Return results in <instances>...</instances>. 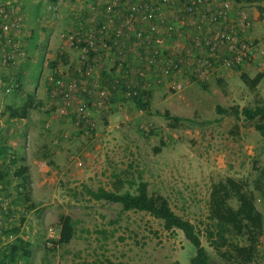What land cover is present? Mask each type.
<instances>
[{
    "label": "rangeland",
    "instance_id": "374dc122",
    "mask_svg": "<svg viewBox=\"0 0 264 264\" xmlns=\"http://www.w3.org/2000/svg\"><path fill=\"white\" fill-rule=\"evenodd\" d=\"M6 1L20 5L18 0ZM232 1L248 10L264 6V0ZM253 33L264 34V26H257ZM23 34L22 29L15 33L20 47ZM27 37L23 38L26 43L30 41ZM66 37H61L63 43ZM80 46L79 42L67 43L71 50L64 51L56 37L48 57L38 58L46 66L42 70L43 90L33 97L27 111L32 127L9 124V106L19 107L25 101H19L14 93L17 98L11 103L8 94L17 90H5L9 82L5 76L13 74L8 72L9 65L0 66V121L6 128L2 134L4 125L0 123V144L5 135L8 137L7 152L0 151V169L6 170V178H10L16 165L14 156L36 159L32 164L33 179L29 177L28 200L17 198L16 178L9 179L8 187L4 180L0 183V250L20 237L30 242L28 264H189L195 247L181 230H166L160 219L147 212L124 211L120 204L96 200L88 192L98 187L134 192L143 179L148 182L150 193L166 196L175 213L196 225L212 264H239L235 258L223 257L212 248L203 228L208 220L207 203L213 181L231 175L245 180L253 189L257 176L263 177L260 173L264 166V137L255 129V120L234 110L264 105V77L254 88L240 77L244 72L250 77L264 72V62L260 67L246 66L209 77L204 86L179 75L177 81L183 83L179 91L168 89L165 83L155 84L147 77L144 84L151 95L146 110L138 109L121 94V89L113 94L114 82L123 75L121 64L95 65L91 71H97V76L91 82V90L86 91L88 98L80 95L87 83L76 79L77 100L88 102L95 110L96 125L90 134L92 129L81 124L73 113H57L61 98L50 94L52 66L57 63L64 71L69 70V55L75 53L78 57L73 58L80 63ZM21 50L26 52L27 45ZM138 51L134 48L126 60L130 62L129 80L135 83L140 65ZM123 56L119 54L118 62L125 63ZM102 70L111 78L102 76ZM101 89L106 93L103 97L98 94V98ZM217 105L230 113L217 111ZM165 111L183 119L167 118ZM155 147L159 150L155 151ZM5 187L7 192L2 190ZM255 195L256 206L264 216V197L257 191ZM61 215H69L74 221V236L66 244L56 242ZM14 228L19 231L12 233ZM11 233L16 237L9 238ZM248 264H264V225L257 253Z\"/></svg>",
    "mask_w": 264,
    "mask_h": 264
},
{
    "label": "built area",
    "instance_id": "2783aa9c",
    "mask_svg": "<svg viewBox=\"0 0 264 264\" xmlns=\"http://www.w3.org/2000/svg\"><path fill=\"white\" fill-rule=\"evenodd\" d=\"M94 6L101 7L111 19L122 18L114 34L121 37L129 31L134 44L140 48L137 76L149 77L156 84L165 83L173 91L183 87L177 81L179 75L205 82L209 77L246 66L260 67L264 62V34L253 33L257 26H264V6L248 10L232 0H94ZM23 18L19 5L0 0V66L16 62L23 54L19 41L14 40ZM192 18L196 21L192 22ZM107 29L108 24H103L83 32H71L66 43L79 42V60L88 63L90 58L97 59L100 51L110 49ZM120 48L116 46L117 53L124 55ZM92 50L97 54L90 55ZM51 81L50 94L58 95L62 103L56 108L57 113L63 115L71 110L88 128H94V110L86 102L77 100L76 80L68 79L64 69L56 65ZM127 87L132 86L127 84ZM10 89L5 86V90ZM105 93L102 89L97 95L103 97Z\"/></svg>",
    "mask_w": 264,
    "mask_h": 264
},
{
    "label": "trees",
    "instance_id": "16d2710c",
    "mask_svg": "<svg viewBox=\"0 0 264 264\" xmlns=\"http://www.w3.org/2000/svg\"><path fill=\"white\" fill-rule=\"evenodd\" d=\"M20 49L22 48L20 47ZM89 54L95 55L97 52L92 50ZM125 63L122 61L116 63V66L121 64L123 75L119 76L120 78H118V80L116 79L114 82L115 89L112 88V92L114 94L115 91H120L121 89V94L133 101L138 109L146 110L149 107V99L151 95V90L146 88L144 84V79L146 80L147 78H140L137 76L138 79L136 80V83L129 80L131 79L130 68L126 66ZM127 63L129 64L130 62ZM79 64L85 71L82 77L85 79V77L88 76L84 75H87L89 68H93L96 65V62L90 58L88 63H82L80 61ZM56 65L57 63L52 66V73ZM102 73L104 76L108 74L104 71H102ZM240 77L250 88H254L262 77H264V72L258 71L253 77H250L244 72ZM107 78H111L110 74ZM76 82L77 85H79L77 80ZM198 83L202 86L205 85L204 82ZM127 84H130L132 87L128 88ZM7 86L11 89L15 88L16 90H19L20 84L16 78H12L9 80ZM92 87L93 86H91V88ZM51 88L52 81L50 90ZM129 89L130 93L128 94L127 92ZM132 90H135L136 93H132ZM96 96L98 97V95ZM32 99V97L27 98L23 105L19 107L9 106V116L12 118H24L31 107L29 101L32 103ZM61 104L62 103H59L58 106ZM216 109L219 112L230 113L229 109L223 108L219 105L216 106ZM234 112L236 114L241 113L248 120H255L253 124L255 129L260 132L262 137H264V105H256L253 108L243 107L240 110L235 109ZM69 113H73V111L70 110ZM72 115L76 117L74 113ZM164 116L171 118L174 121L183 119L179 116H170L168 111L164 112ZM79 121L81 124L84 123V120L82 119ZM85 125L88 127L86 123ZM94 128H92L90 134H92ZM158 150L159 147H155V151ZM0 151L4 153L7 152L6 147L2 144H0ZM14 162L16 163V160H13V163ZM261 170L262 173L260 174L263 175V177L261 178L260 176H257L254 181L255 186L253 189L249 187L245 180L231 175L219 178L213 181L210 185L206 216L208 220L204 225L203 231L207 237L208 244L212 248L219 252L223 257L235 258L239 264H248L253 260L258 250L259 238L263 234L264 216L257 208L255 202V191H257L260 196L264 197V166ZM8 174L9 173L6 170L0 169V183ZM14 175L20 179L17 188V198L24 199L25 201L28 200L30 188L29 176L26 174V167L19 166L15 169ZM88 192L90 196L96 200H105L120 204L121 209L124 211L137 210L147 212L153 217L160 219L163 228L166 230H181L184 237L195 247V253L190 258L189 264H212L210 254L206 247L201 243L200 230H198L196 225L190 220L175 213L166 196L160 193H150L148 191L147 181L143 179L139 180L134 192L128 190L118 192L116 190H106L102 187H98L96 190L88 189ZM18 231L19 228H14L12 233H17ZM73 236V219L69 215H61L59 217V233L56 242L58 244H66ZM222 248H224L223 251ZM30 255V242L25 241L20 237H16L0 250V264H28Z\"/></svg>",
    "mask_w": 264,
    "mask_h": 264
},
{
    "label": "crops",
    "instance_id": "0c3cea01",
    "mask_svg": "<svg viewBox=\"0 0 264 264\" xmlns=\"http://www.w3.org/2000/svg\"><path fill=\"white\" fill-rule=\"evenodd\" d=\"M18 2L20 3L19 6L24 16V22L22 26L24 34L22 36L21 48L24 49L25 45L26 49L27 45V51L23 52L22 55L18 56L16 62L9 65L10 67H8V72L12 73L13 76L11 77L9 74L5 76V80L8 79L9 81L12 78H16L20 84V89L17 90V92H13V95L8 94V97H10V99L12 100L11 103H14L16 101L15 97L17 98L14 93H17L19 101H26L27 98L37 97V95H39V92L43 90L42 83L44 80V75L42 73V70H44V67L46 65L43 64V61L40 62L38 58L48 57L50 53L49 49L53 47L56 37L58 41V46L63 48L64 51H69L71 50V48L66 47L67 39L64 40L66 44L63 43V40H61L62 36L68 35L71 32H83L84 30H88L90 28H95L103 24H108L107 33L109 31L110 35L108 36L107 40L109 42L110 49L107 51L106 49L100 51V53H98V58L95 60L92 59L96 62V65L99 67H103L104 64L107 65L106 63L112 64V67L116 66V63L119 59V54L117 53L116 46L121 47L120 49L123 50L124 56L122 60L125 62L132 56L130 54L133 52L134 48H137V46L134 44V38L131 36V33L129 31L124 33V35H122L121 37H117L114 34L115 27H117L121 23L122 18H109L108 14L105 13L101 7L94 6V0H18ZM127 8L128 6L126 7V9ZM53 9H57L56 13L53 12ZM107 19L110 22H107ZM192 19V22L196 21L195 18ZM41 27L43 28L41 29ZM41 32H43V34H40ZM26 35H28L27 38H30V41H28L27 43L23 40ZM59 52L60 51H58V53ZM134 53L136 52L134 51ZM29 54L32 55V57H28ZM66 54L67 53L65 52V54L63 55L66 56ZM34 56H37V58ZM69 56L71 58V64L68 63L70 67L69 70L65 72L69 74V71H71L72 74L75 75V77H70L72 76L71 74L68 76V78L77 80L82 79L87 83L85 87L91 90V82L93 79H95L94 77L97 76V71L93 72L91 71V68L87 72V75H91V77H85V79L80 78L83 76V73L85 71L82 66L78 63V58H73V56L76 57L77 54H70ZM125 64L126 66H128L127 62ZM63 69L65 70V68ZM102 71L100 72V74L103 76ZM226 74H229V72ZM106 76L109 77V74H107ZM86 93L87 92H82L80 93V95L84 94V96H81L88 98L89 95ZM41 101L42 100H38V103L41 104ZM23 103L21 105H23ZM29 103L30 106H32L31 101H29ZM8 118L10 119L9 124L11 123L13 127L20 125V123H22V128L26 126H33L31 125V121L28 118V113H26V116L24 118H12L10 116H8ZM0 123L2 122L0 121ZM2 125L4 124L2 123ZM2 125L0 126V129L2 128ZM3 127L4 130L1 131L2 134L6 133L5 125ZM15 134L17 133L15 132ZM3 139L4 140L2 141V145L5 146V141L8 140V137H6L5 135ZM5 147L7 150V146ZM13 159L16 160V163L14 162L16 164L14 165V169L18 168L19 166H25L26 174L30 178H32V164L33 162L35 163L36 159L33 158L34 160L32 161L30 157L23 158L20 157L18 154L14 156ZM14 171L13 175L10 178H16L17 183H19L20 179L19 177L14 175ZM10 178H4V186H9ZM6 187L2 188L4 192H7Z\"/></svg>",
    "mask_w": 264,
    "mask_h": 264
}]
</instances>
